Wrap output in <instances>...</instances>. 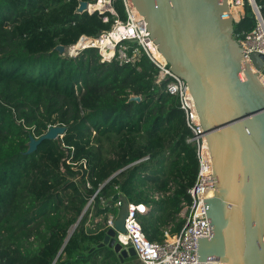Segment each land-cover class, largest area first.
Segmentation results:
<instances>
[{"label":"trees","instance_id":"trees-1","mask_svg":"<svg viewBox=\"0 0 264 264\" xmlns=\"http://www.w3.org/2000/svg\"><path fill=\"white\" fill-rule=\"evenodd\" d=\"M255 1L264 19V0ZM78 6L0 0V264H122L109 247L90 253L121 193L146 207L136 219L152 243L186 224L181 213L192 204L199 161L180 99L167 92L171 79L159 80L143 50L136 65L103 63L94 48L61 55L58 46L67 51L128 21L122 1L114 4L118 17L77 15ZM257 25L245 0L235 40ZM57 126L67 127L63 137L26 154L30 135Z\"/></svg>","mask_w":264,"mask_h":264},{"label":"water","instance_id":"water-1","mask_svg":"<svg viewBox=\"0 0 264 264\" xmlns=\"http://www.w3.org/2000/svg\"><path fill=\"white\" fill-rule=\"evenodd\" d=\"M249 2L264 22L256 1ZM133 3L171 71L188 84L206 134L216 185L214 197L206 202L211 235L199 240V261L264 264V86L234 38L237 21L228 0ZM88 7L87 1L79 0L75 14L88 13ZM55 50L66 52L64 46ZM250 59L264 74V55L253 53ZM130 102H141V97L132 95ZM66 131L67 127L57 126L40 138L30 135L26 154ZM113 202L122 203L114 228L90 253L109 247L123 263L136 258L133 248H123L116 239L117 232H126L130 202L123 194Z\"/></svg>","mask_w":264,"mask_h":264},{"label":"built area","instance_id":"built-area-1","mask_svg":"<svg viewBox=\"0 0 264 264\" xmlns=\"http://www.w3.org/2000/svg\"><path fill=\"white\" fill-rule=\"evenodd\" d=\"M117 1H122L128 21L124 23L117 20L112 31L101 35L99 38L82 36L77 45L70 49L78 56L84 50L94 48L99 51L103 63L116 59L120 65H136L140 62L143 50L160 69L159 80L171 79L167 85V92L180 99L181 108L186 114L188 127L191 131L188 143L197 147L199 161V172L195 185L189 190L192 204H184V212L181 214L182 218L186 220V224L181 232L177 235H172V227L170 226L164 232V241L150 242L145 237L141 225L136 219L137 211L145 212L146 208L141 210L142 206L135 207L130 203L129 215L125 222L126 232L124 234L117 232V243H120L125 249L133 248L136 252V258L141 264H224L218 261L201 262L198 256L199 240L208 239L211 235L206 202L214 197L216 181L206 134L189 86L171 71L167 61H160L150 50L148 45V42L152 41L150 34L147 31L146 24L143 25V18L140 19L138 17V11L133 0H89L88 13L93 14L98 12L104 14L108 12L118 17L114 6ZM244 3L245 0H228L230 8L234 6L244 7ZM258 10L260 11L259 8ZM255 17L258 23L256 29L238 42L243 48L245 60L250 64L252 71L258 76V79L264 86V74L254 68L250 59L253 53L264 55V22L256 13ZM104 21L107 22L108 19L105 18ZM102 41H108L109 45L105 48L101 47L99 42ZM126 42H135L138 46L132 47L126 44ZM111 51H114L112 56L109 55ZM159 198L157 195L156 199ZM121 206V202H115L114 208L118 210V213ZM117 218L118 214L116 216H109L107 221L108 229L114 228Z\"/></svg>","mask_w":264,"mask_h":264},{"label":"bare ground","instance_id":"bare-ground-1","mask_svg":"<svg viewBox=\"0 0 264 264\" xmlns=\"http://www.w3.org/2000/svg\"><path fill=\"white\" fill-rule=\"evenodd\" d=\"M93 8H91L92 10ZM241 12V8H238L237 6H234L232 8H230V13L231 16L233 18H237L239 13ZM138 17L141 19L143 18L139 13H138ZM143 25H145V22H143ZM144 27V26H142ZM99 44L101 45V47L105 48L107 45H109L108 41H102L99 42ZM149 48L150 50L154 53V55L156 56V58H158L160 61L162 62H166V59L163 57V55L158 51L157 47L154 45V43L152 41L148 42ZM111 46V45H110ZM141 210H144V208H140Z\"/></svg>","mask_w":264,"mask_h":264},{"label":"rangeland","instance_id":"rangeland-1","mask_svg":"<svg viewBox=\"0 0 264 264\" xmlns=\"http://www.w3.org/2000/svg\"><path fill=\"white\" fill-rule=\"evenodd\" d=\"M238 8H240V7H238ZM93 10V9H92ZM243 12H244V7H241V12L239 13V15H238V17L237 18H234V19H236V21H239L240 20V18H241V16H242V14H243ZM113 49V48H112ZM113 53H114V51H111L110 53H109V55L110 56H112L113 55ZM65 54H66V56H70V55H72V56H76L77 54L76 53H74L71 49H67V51L65 52ZM64 54V55H65ZM77 57V56H76ZM136 258H129L128 260H127V262H126V264H135L136 262Z\"/></svg>","mask_w":264,"mask_h":264},{"label":"crops","instance_id":"crops-1","mask_svg":"<svg viewBox=\"0 0 264 264\" xmlns=\"http://www.w3.org/2000/svg\"><path fill=\"white\" fill-rule=\"evenodd\" d=\"M142 207H144V206H142ZM144 208H146V207H144ZM183 212H184V210L182 211V213H183ZM182 213H181V214H182ZM181 217H182V216H181ZM127 260H128V259H126L122 264H126ZM135 262H136L135 264H141L137 258H136V261H135Z\"/></svg>","mask_w":264,"mask_h":264}]
</instances>
